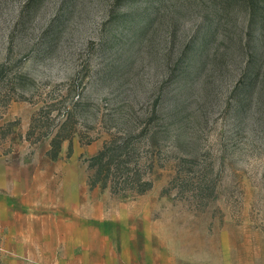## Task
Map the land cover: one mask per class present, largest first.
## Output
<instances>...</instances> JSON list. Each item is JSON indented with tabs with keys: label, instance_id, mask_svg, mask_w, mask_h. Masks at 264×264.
Instances as JSON below:
<instances>
[{
	"label": "rangeland",
	"instance_id": "1",
	"mask_svg": "<svg viewBox=\"0 0 264 264\" xmlns=\"http://www.w3.org/2000/svg\"><path fill=\"white\" fill-rule=\"evenodd\" d=\"M2 67L0 264H264V0H0Z\"/></svg>",
	"mask_w": 264,
	"mask_h": 264
},
{
	"label": "trees",
	"instance_id": "2",
	"mask_svg": "<svg viewBox=\"0 0 264 264\" xmlns=\"http://www.w3.org/2000/svg\"><path fill=\"white\" fill-rule=\"evenodd\" d=\"M120 1L125 2L127 0H117V2ZM117 20L125 21L124 17H117ZM204 40H206V38ZM0 73H4L3 67ZM261 79L264 83V74L261 75ZM252 81L254 82V79H252ZM46 137H52L51 150L48 156L51 160H56L60 153L61 143L70 139L69 137L61 135V129L55 131V134H46ZM125 149V144L115 145L113 143L110 146H105L96 156L88 161V167L91 172L88 181L90 187H100L101 189L111 188L110 190H113V193H117L116 187H118V181L120 179L123 184H125L124 190H131L137 194H143L151 187V183L143 181L141 175H139L136 170L130 169V166L136 167V164L132 165L131 161H120L121 157L119 156V152L121 155ZM121 196L126 197L127 195L123 194Z\"/></svg>",
	"mask_w": 264,
	"mask_h": 264
}]
</instances>
